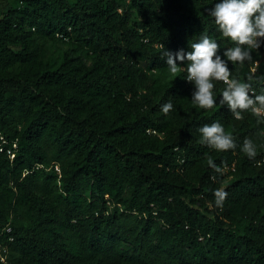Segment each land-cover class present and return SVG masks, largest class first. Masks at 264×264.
Instances as JSON below:
<instances>
[{"label":"trees","instance_id":"obj_1","mask_svg":"<svg viewBox=\"0 0 264 264\" xmlns=\"http://www.w3.org/2000/svg\"><path fill=\"white\" fill-rule=\"evenodd\" d=\"M218 2L12 0L1 12L0 264H264V118L235 119L223 82L205 110L185 71L164 79L166 50L201 35L222 58L233 46L208 14ZM229 69L264 93V46ZM213 122L235 149L200 142Z\"/></svg>","mask_w":264,"mask_h":264},{"label":"clouds","instance_id":"obj_2","mask_svg":"<svg viewBox=\"0 0 264 264\" xmlns=\"http://www.w3.org/2000/svg\"><path fill=\"white\" fill-rule=\"evenodd\" d=\"M214 18L218 31L229 39L233 46L219 55L218 43L208 35H201L198 42L190 45V51L180 49L173 53L166 50V64L174 76L181 70L186 72V80L194 84L191 101L201 109H212L216 105L214 81L223 82L220 104L227 105L235 119H242L241 113L250 111L253 115L264 118V93L251 95V84L230 78L229 62L243 64L252 59V51L264 46V0H220L208 9ZM179 61V64L177 63ZM180 65H184L183 67ZM249 80L252 78L249 77ZM162 112L168 114L173 108L171 102L165 103ZM200 142L217 152L228 151L237 147L231 133L225 131L219 122L205 124L198 129ZM241 151L250 159H255L256 146L251 139H244ZM207 164L216 173H223L211 156ZM215 203L222 206L227 197L223 188L214 191Z\"/></svg>","mask_w":264,"mask_h":264},{"label":"rangeland","instance_id":"obj_3","mask_svg":"<svg viewBox=\"0 0 264 264\" xmlns=\"http://www.w3.org/2000/svg\"><path fill=\"white\" fill-rule=\"evenodd\" d=\"M12 2V0H0V14L1 12H3L5 10V8ZM178 74V73H177ZM177 74L174 76L173 74H171L170 72L167 73L164 76L165 80H172L173 78H175L177 76Z\"/></svg>","mask_w":264,"mask_h":264},{"label":"built area","instance_id":"obj_4","mask_svg":"<svg viewBox=\"0 0 264 264\" xmlns=\"http://www.w3.org/2000/svg\"><path fill=\"white\" fill-rule=\"evenodd\" d=\"M2 251L5 252V250H2ZM4 261H5V259H4L3 255H1V253H0V262L1 263H4Z\"/></svg>","mask_w":264,"mask_h":264}]
</instances>
